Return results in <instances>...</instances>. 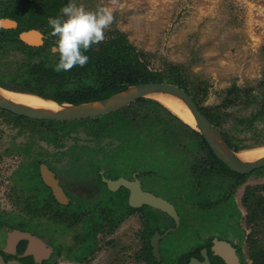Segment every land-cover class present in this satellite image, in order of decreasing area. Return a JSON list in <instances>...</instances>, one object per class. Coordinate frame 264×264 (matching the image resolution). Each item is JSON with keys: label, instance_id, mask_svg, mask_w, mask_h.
I'll return each mask as SVG.
<instances>
[{"label": "rangeland", "instance_id": "374dc122", "mask_svg": "<svg viewBox=\"0 0 264 264\" xmlns=\"http://www.w3.org/2000/svg\"><path fill=\"white\" fill-rule=\"evenodd\" d=\"M59 1L64 4V0ZM20 3L25 6L24 14H27L25 16H29L31 13L35 15L43 9V0H20L19 2L0 0V13L6 8L8 9L10 4H13L12 8L17 9V5ZM77 3L88 10L109 7L112 10L113 22L105 30L103 41L112 40L111 46H121L122 53L127 58L131 46V51L150 55V69L159 74L158 77L163 80L162 82L168 80L166 72L162 71L165 70L163 61L182 64L191 81L190 86L197 85L207 93L200 99L202 106L218 109L226 97V90L236 84L241 88L251 89L252 98L255 100L251 98L249 99L251 100L250 104H239L226 109V114L249 116L251 113L261 110V103H264V85L261 84L264 81V0H77ZM56 9L59 16L61 7ZM34 27H36L34 24H25L19 30L37 29ZM13 28L14 26L7 27L5 29L7 34L12 32ZM44 30L41 29L39 32L48 37L49 33ZM117 31L119 33L116 34ZM13 36H16V33ZM14 39L16 41L14 40L12 45L0 48V86L3 85L2 87L13 91L27 92L34 85L31 75L29 78L27 71L32 63L28 62V53L23 55L21 52L24 51V48L19 39L16 37ZM16 45L21 49L19 50ZM5 53L7 55L10 53L7 58L10 61L7 62L12 61V65L5 63ZM49 54L53 61L58 58L55 49H51ZM53 73L62 78H67L71 74L68 71ZM77 80L89 84L98 82V78L93 76ZM29 83L32 84L31 88H27ZM43 88L46 89V87ZM132 105L129 106L132 111L130 114L120 110L103 115L102 121L82 122L76 120L66 124H40L24 121L22 124H16L14 120H10L8 123L0 122V126H4L8 130L13 126L40 129L59 127V129L70 130L83 127L84 130L78 132L77 135L81 136V139L79 137L80 142L86 143H105L110 141L108 132L113 129L118 134L123 129L129 136L124 134V140L122 138L111 140L115 143L122 142L114 156L109 159V161L111 160L110 165L116 166L115 171H127L129 167L136 165L140 171L152 172L151 177L153 178L145 180L146 187L157 182L160 192L167 194L172 200L175 195L183 192L190 199L197 201L202 199V196L198 197L194 183L187 180L186 174L187 172L190 179L196 182V176H198L196 172L202 168L199 164L202 162L203 153L191 139L193 133L179 121L181 119H178L177 115L160 109L150 112L149 108H145L142 104ZM146 116H152V120L146 121ZM235 123V120H230L228 128L243 144L251 146L248 149L264 146V122L257 121L254 130H244ZM98 126L104 128L96 140L87 132L89 130L95 132ZM233 126L236 130L232 128ZM24 136L27 139L30 135L25 134ZM32 137H34V142L38 141L36 134L35 136L31 135ZM10 158V156L6 157V159ZM0 171H2L1 168ZM247 175L245 182L235 189L234 196L232 195L229 201V207L224 205L230 199L226 196L222 204H212L214 209L192 212V225L183 226V231L170 239L169 249L166 251L168 256L185 249L195 238L198 230L208 232L216 229L224 233L229 229L233 230L232 211L234 209H237L242 215L240 219L245 230L249 211L241 206L240 198L249 187L256 188L264 184V174L253 171ZM216 181L221 182V178H216L212 181V185L201 189V192L219 186L216 190L224 195V184L216 183ZM258 192L262 193L263 191L258 190ZM9 196V193L4 192L3 189L0 190L1 220L13 223L29 222L31 214L24 212V208L27 207H25L27 199L10 198ZM104 201L107 199L105 198ZM206 202L207 200L201 201L198 205L205 206L203 203ZM39 206L42 207V205ZM15 207H17V211H14ZM178 209L183 216L182 224L187 225V217L184 218V204H180ZM34 216L36 219L33 225L40 224L39 230L41 229L43 232L41 234L45 238H49L57 248L54 260L58 263L75 264L69 260L67 253L62 249L70 248L72 257L76 255L78 249L76 238L81 232V225L77 227L72 225L66 229L67 226L65 228L64 223L56 222L50 217L52 214L36 213ZM65 222L66 225L70 223L67 219ZM47 226L50 227L51 232L47 230L49 229ZM35 227L38 226L35 225ZM249 229L248 225L247 230ZM4 235L5 233L1 231L0 241L4 239ZM87 264L91 263L88 261Z\"/></svg>", "mask_w": 264, "mask_h": 264}, {"label": "flooded vegetation", "instance_id": "af4514ba", "mask_svg": "<svg viewBox=\"0 0 264 264\" xmlns=\"http://www.w3.org/2000/svg\"><path fill=\"white\" fill-rule=\"evenodd\" d=\"M55 16L58 14L51 15V17ZM0 19H10L16 22L14 30L9 34L5 30L7 27H0V48L12 45L16 37L24 48L21 52L23 55L28 53V62L32 63L27 71L34 85L27 92L33 94H38L35 91L73 93L97 87L99 82L89 84L77 80L82 77L67 79L66 77L57 78L54 75L53 72L56 71L53 70V66L58 58L53 61L51 53L49 54L51 49H55L54 38L39 32L45 29L44 31L49 33L50 29L46 25L23 31L19 30L22 25L18 20L5 16H0ZM28 32L37 33L38 37H33L30 43L26 42L21 35ZM15 33L16 36H13ZM16 47L19 48L17 45ZM9 56L10 53L4 54L5 63L12 65V61L7 62L10 61L7 59ZM46 76L51 78H46ZM30 86L32 84L29 83L27 88H31ZM101 117L77 121H100ZM10 120H14L16 124H22L24 121L40 124L71 123V121L33 120L0 108V122L8 123ZM103 128L98 126L95 132L89 130L87 134L94 136L97 140ZM83 130V127L70 130L59 129V127L40 129L15 126L8 130L0 126V168L2 169L0 190L3 189L4 192L9 193L10 198H26L25 207H27L24 208V212L31 214L32 218H29V222L23 223L0 220V232L5 233L4 239L0 241V255L6 262L18 260L22 264H64L54 260L57 248L49 238L41 234L43 232L39 230L40 224H35L38 227L33 225L36 219L34 215L37 213L52 214L50 217L56 222L64 223V227L67 226L66 229L72 225L76 227L81 225V232L76 238L78 240L76 255L72 257L70 248L62 249L67 253L69 260L75 264H87L88 261L91 264H264V217L260 218L248 208L245 202L246 192L240 198L241 206L249 211L245 230L240 219L242 215L237 209H232V212H235L233 230L229 229L226 233L216 229L208 232L198 230L195 238L185 249L168 256L166 251L169 249L170 239L181 233L183 226L192 225L193 213L199 210L214 209L212 204H222L226 196L230 199L224 205L229 207V201L232 195L234 196L235 189L229 192L224 190V195L216 190L219 186L201 192V185L190 179L186 172L187 180L194 183V189L198 197L202 196V199L198 201L190 199L183 192L175 195V200H172L167 194L160 192L157 182L146 187L145 180L153 178L151 177L152 172L140 171L136 165L129 167L127 171L118 172L115 171L114 164L110 165L111 160L109 159L114 156L122 144V142L115 143L111 140L115 138L124 140L123 135L127 134L125 130L122 129V132L117 134L112 129L108 132L110 141L105 143L80 142L79 137L81 139V136L77 133ZM25 134L30 136L26 139ZM35 134L39 142H34V137L31 138V135L35 136ZM202 153L204 154V151ZM8 156L11 158L6 159ZM43 167H46L52 174L56 188L59 189L60 196L66 199V203L57 200L58 195L54 187L45 180L42 174ZM184 170L186 171L185 168ZM197 177L199 179V176ZM121 180L137 183L143 191L167 200L177 212L179 222L167 212L145 203L137 207L131 206L132 190L123 182L120 183ZM212 184L205 185L209 187ZM258 194L264 197V192H257L256 195ZM105 198L107 201H104ZM203 199L207 200L203 203L205 206L198 205L199 202L206 201ZM180 204H184V218L187 217V225L182 224L183 216L178 209ZM196 206L199 208L196 209ZM14 211H17V207ZM55 215H59V218L56 219ZM66 219L70 221L67 225L65 224ZM248 225L249 230H247ZM48 228L47 230L51 232L50 227ZM12 230L30 233L38 238L48 251L45 252V249L38 248L39 250L34 253H27L31 244L28 239L20 240L13 252L6 251L8 233ZM155 251H158L159 257Z\"/></svg>", "mask_w": 264, "mask_h": 264}, {"label": "trees", "instance_id": "16d2710c", "mask_svg": "<svg viewBox=\"0 0 264 264\" xmlns=\"http://www.w3.org/2000/svg\"><path fill=\"white\" fill-rule=\"evenodd\" d=\"M19 1L20 0H16V2ZM66 3H68V0H64V4H61L59 0H43V9L39 13L37 12L35 15L31 13L29 16H25L27 14H24L25 6H23L22 3L18 5L16 4L18 7L17 9L12 8L11 6L13 4H10L8 6V9L6 8L3 12L0 13V16L16 19L22 26L25 24H34L35 26L46 25L50 29L47 23L48 17L51 15H57L58 10L56 8H60ZM115 33L117 34L119 32L117 31ZM111 43L112 40H108L106 42L102 41L100 44L90 47L85 53L89 57L88 63L83 67L76 66V68L68 71L71 74L67 77V79H72L76 76H93L94 78H98L97 81L99 83L97 84V87H95V89L89 88L73 93H55L54 91H51L50 93H43L38 91L35 92L38 93V95L52 98L58 102L66 101L74 104H79L106 98L114 93L126 89L130 85L163 81L158 77L159 74L156 71L150 69V55H146L143 52H135L134 50L131 51V46L130 54L127 58L122 53L121 46H111ZM96 48H98V50H96ZM163 67L165 70L162 71L166 72L167 74V82L174 83L183 87L190 95L193 96V99L196 101L200 110L206 115L209 121L219 129L230 147H232L236 151L248 149L249 147H251L243 144L239 138H236L232 134L233 132L228 128V122L230 120H235V124L237 126H241L244 130L256 129L255 123L257 121L264 122V103H261L260 111L253 112L249 116H234L232 114L228 115V113L226 114L225 112L226 109L236 107L239 104H250L251 100L249 99L252 98L251 89L241 88L236 84H233L232 87L226 90V97L218 109L208 108L202 106L200 100L201 97H204L207 94L206 91L201 90L199 86L194 84L190 86L191 81L188 78L186 69L182 64H172L171 62L163 61ZM54 75L57 78H62L56 74ZM261 84L264 85V81ZM252 99L255 100V98ZM137 104H142L145 108H149L148 110H150V112H154V110L160 109L165 112L168 111L172 115H175L163 104L155 100L141 98L137 100L132 106H135ZM123 111L127 114H130L131 108L127 107L121 110V112ZM179 118L180 117L178 116V119ZM149 120H152V116H146V121ZM179 121H181V123L193 133L191 139L198 145L199 150L204 151V154L201 158L202 162L199 164L202 168H200V171L196 172V175L198 174L199 179L197 177L195 183L201 185L203 189L206 187L205 184H212V181H214L216 178H221V182L216 181V183L224 184V190H226L227 192L236 189L238 186L242 185L245 182L248 175H240L230 170L222 161H220L215 156L206 140L198 131H196L187 123H184L183 120ZM232 128L236 130L235 126H233ZM255 172L264 174V168L257 169L255 170ZM258 190L264 192V184L257 186L256 188L249 187L246 190L245 202L248 208L251 211L255 212L254 214H257L258 216H260V218H263L264 197H262L261 194L256 195ZM232 214H235V212H233ZM54 217L58 219L59 215H55Z\"/></svg>", "mask_w": 264, "mask_h": 264}, {"label": "water", "instance_id": "95a60500", "mask_svg": "<svg viewBox=\"0 0 264 264\" xmlns=\"http://www.w3.org/2000/svg\"><path fill=\"white\" fill-rule=\"evenodd\" d=\"M10 20V19H0L1 21ZM13 21V20H11ZM14 22V21H13ZM13 26H16V22H14ZM0 27L2 26L0 23ZM11 27V26H9ZM22 39L26 42H32L31 39L34 37V33L28 32L23 33L21 35ZM32 37V38H31ZM6 89L0 86V89ZM9 90V89H6ZM16 93H27L36 95L44 100H49L59 106L58 110H44L39 109L23 104H19L12 100L7 99L0 92V108L8 110L16 115L25 116L33 120H49V121H76V120H84L100 117L106 114H110L113 112L120 111L126 107H129L137 100L141 98L151 99L159 102L154 98L155 93H164L177 97L182 100L187 107L190 109L193 114L197 128H194L198 131L203 138L206 140L210 148L212 149L215 156L222 161L230 170L240 174L247 175L251 172L264 168V157L258 158L254 161H242L237 157V154L241 151H236L232 147L229 146L226 139L219 132V130L215 127V125L209 121L206 115L200 110L196 101L193 99V96L190 95L183 87L167 82H155V83H141L130 85L126 89L121 90L117 93H114L106 98H102L99 100H93L88 102H83L79 104H74L70 102H58L52 98L43 97L38 94L21 92V91H13ZM160 103V102H159ZM42 174L45 180L54 187L56 192L57 200L61 203H66V199L60 196L59 189L56 188L55 180L52 178V174L46 168H42ZM123 182L126 186H128L132 190V196L130 198V204L133 207L140 206L145 203L147 205L156 207L161 209L164 212L172 215L176 218V221L179 222L178 214L175 211L172 204H170L167 200L157 197L156 195L143 191L139 184L129 183L126 180H121L120 183ZM117 184V183H116ZM22 239H28L30 241L29 248L27 253H34L39 250L38 248H42V250H46L44 244L36 237L31 235L28 232H22L20 230H12L8 233V238L6 241V251L13 252L16 248L17 243ZM157 239V237H156ZM155 247L157 249L156 243ZM156 255L159 257L158 251H155ZM0 264H22L18 260H10L6 262L4 258L0 255Z\"/></svg>", "mask_w": 264, "mask_h": 264}, {"label": "clouds", "instance_id": "9594fccd", "mask_svg": "<svg viewBox=\"0 0 264 264\" xmlns=\"http://www.w3.org/2000/svg\"><path fill=\"white\" fill-rule=\"evenodd\" d=\"M113 14L109 7L88 10L79 6L77 0H68L60 9V15L48 18L49 36L53 37L57 62L56 72H67L83 67L89 61L85 53L104 40L105 30L112 24Z\"/></svg>", "mask_w": 264, "mask_h": 264}, {"label": "bare ground", "instance_id": "6f19581e", "mask_svg": "<svg viewBox=\"0 0 264 264\" xmlns=\"http://www.w3.org/2000/svg\"><path fill=\"white\" fill-rule=\"evenodd\" d=\"M0 23L2 26L5 27H9L14 24V22L11 20L1 21ZM35 37H38L37 33H34V38ZM0 92L7 99L17 102L19 104L50 111L59 109V106H57L55 103L49 100H44L36 95L27 93H16L3 88L0 89ZM153 96L166 108L171 110L175 115H178L180 119L183 120L185 123L190 125L192 128H197V123L193 114L182 100L178 99L175 96L164 93H155ZM237 157L240 158L242 161H254L258 158H262L264 157V146L251 149H243L237 154Z\"/></svg>", "mask_w": 264, "mask_h": 264}]
</instances>
